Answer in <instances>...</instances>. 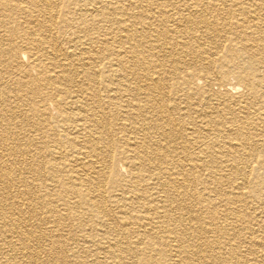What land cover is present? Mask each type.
Listing matches in <instances>:
<instances>
[{
    "label": "bare ground",
    "instance_id": "1",
    "mask_svg": "<svg viewBox=\"0 0 264 264\" xmlns=\"http://www.w3.org/2000/svg\"><path fill=\"white\" fill-rule=\"evenodd\" d=\"M261 73L264 0H0V264H263Z\"/></svg>",
    "mask_w": 264,
    "mask_h": 264
},
{
    "label": "rangeland",
    "instance_id": "2",
    "mask_svg": "<svg viewBox=\"0 0 264 264\" xmlns=\"http://www.w3.org/2000/svg\"><path fill=\"white\" fill-rule=\"evenodd\" d=\"M181 55L182 54L178 55V57L180 59H183V60H188L189 59L187 56L183 55V56H185V58H184ZM166 60H168V59H166ZM160 62L164 63L163 59H160V60L157 61V63L159 65H160ZM164 67H166V66H164ZM166 69H167V67H166ZM165 75L167 77V72L165 73ZM212 76L214 77L213 78L214 80H212V83H213L212 91H215V92H218V93L224 92V90L227 87V85L229 83H231L230 79L234 78L233 71L231 69L230 70L226 69V71L224 73H221V72L218 73V72L214 71ZM259 76L260 77L262 76V78H264V73H261V75H259ZM173 77H175V75H173ZM217 82H218V84H217ZM166 85L168 86V77H167ZM201 86H202V84H198L197 87L196 86L195 87H191L190 89L186 90V93L187 94H189V93L191 94L192 93V95L198 94L199 92H201V91H199ZM167 97L168 96L165 97L166 101L169 100ZM236 98H238V96H236ZM200 106H202L201 109H203V104H199V107ZM193 118H196V117H193ZM198 124H199V122L197 123V125ZM257 131H256L257 132V134H256L257 136H261L260 133H264L262 128H259V130H257ZM254 137H256V136H254ZM224 154H225V156H227V152H225ZM213 165H215V164H213ZM235 166L237 167V169H239L240 174L238 173V176L235 178L234 181H235V184L240 187V189L235 190L232 187H229L227 182L224 183L223 187L225 188L226 191L233 192L234 194H235V192H236V194H239V192L243 193L244 196H243L242 200L231 206L230 209L232 211H227L226 212V211H220L218 209L217 210L216 209L213 210L211 207H209L208 211H210L211 213H215L216 214V218H217L216 222L218 224H220L221 226H224V234H223V236H221V234H219L223 238V240L224 241L225 240L229 241L232 244H236L237 242H241L240 243L241 244L240 247H241L242 244H243V241H242L243 238H241L240 241H238L237 238L234 239V240H230L229 239L230 233H231V230L233 229V227H234L233 230H236L238 232H240L242 230L240 233H244L243 228H245L247 226H245V224H243L242 222L239 223V221H237V219L234 217V214H239L241 212H249L247 210V209H249V210H251L252 214L255 213L258 216L259 221L256 222V223H258V227L263 228L264 227V208L262 207V205H263L262 204L263 203L262 199H263L264 195L262 194V192L264 193V184L258 182V180L256 178L255 171L254 170L253 171L250 170L248 164H246V163L243 164V162L238 161L235 164ZM239 166H240V168H239ZM228 168H231V167L225 162H223V164L218 166L219 170H223V169L225 170V171H223L225 174H230L232 172V171L227 170ZM243 172L246 173V178L244 180L241 177V173H243ZM123 175H124V177H127V173H123ZM254 184H255V187L258 188V190H259L258 192L251 190V187ZM195 187L198 188L199 185L196 184ZM249 226H251V224ZM255 227H257V225H255ZM229 229H231V230H229ZM237 229H239V230H237ZM258 237H261V235L258 234ZM250 242L252 243V241H250ZM247 245L248 244H243L242 251H241V256L244 257V258H255L257 256V261L259 263H263L264 264V257H263L264 255L261 252H259V253L257 252L255 254L256 256L254 255V253H250V250L245 252V249H246ZM41 251L42 250H39V252H41ZM40 257H41V259H39V260H42L43 257L42 256H40Z\"/></svg>",
    "mask_w": 264,
    "mask_h": 264
}]
</instances>
